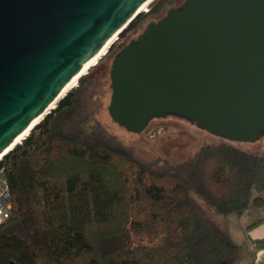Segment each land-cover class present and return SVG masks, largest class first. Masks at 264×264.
Returning <instances> with one entry per match:
<instances>
[{"label": "trees", "instance_id": "trees-1", "mask_svg": "<svg viewBox=\"0 0 264 264\" xmlns=\"http://www.w3.org/2000/svg\"><path fill=\"white\" fill-rule=\"evenodd\" d=\"M175 3L157 0L119 38ZM94 82L82 75L0 160L13 204L0 264H238L212 211L264 209V155L223 139L179 162L139 157L96 116L105 90Z\"/></svg>", "mask_w": 264, "mask_h": 264}, {"label": "water", "instance_id": "water-1", "mask_svg": "<svg viewBox=\"0 0 264 264\" xmlns=\"http://www.w3.org/2000/svg\"><path fill=\"white\" fill-rule=\"evenodd\" d=\"M145 1L0 0V154L50 112ZM110 79L108 111L129 131L179 114L214 135L257 140L264 132V0H185L119 50Z\"/></svg>", "mask_w": 264, "mask_h": 264}, {"label": "rangeland", "instance_id": "rangeland-1", "mask_svg": "<svg viewBox=\"0 0 264 264\" xmlns=\"http://www.w3.org/2000/svg\"><path fill=\"white\" fill-rule=\"evenodd\" d=\"M156 1L157 0H152L146 9L141 12L147 13ZM184 1L185 0H176L174 6L180 5ZM166 13L167 9L159 15L148 18L142 25L129 31L125 36L119 38L118 35L100 59L83 74L95 78L94 84L98 89H101L100 83H104L103 87L105 91L101 94L102 105L99 107L96 116L108 130L117 135L128 149L145 159L161 156L169 158L172 162H179L192 156L203 143L219 142L223 139L240 149L264 155V132L260 134L257 140L253 141L229 140L212 134L208 130L200 127L197 122L179 114H167L163 117L153 118L149 121L147 128L143 132H132L125 126L116 123L111 118L108 111L112 92L110 87V70L116 52L131 39L138 37L150 21H156L166 15ZM81 77L77 79L76 83L63 95V97L67 95L69 91L78 87ZM57 103L58 101L52 109L56 107ZM212 214L214 219L228 233L230 238L241 247L242 252L238 264H252L253 249L251 245L253 242L250 230L253 227L247 228V225L258 216L263 215L264 209H252L242 216L221 215L214 210Z\"/></svg>", "mask_w": 264, "mask_h": 264}, {"label": "bare ground", "instance_id": "bare-ground-1", "mask_svg": "<svg viewBox=\"0 0 264 264\" xmlns=\"http://www.w3.org/2000/svg\"><path fill=\"white\" fill-rule=\"evenodd\" d=\"M152 0H146L141 7L139 8V12L143 11L144 9H146V7L149 5V3ZM118 34H115L109 41L108 43L102 47L89 61L88 63L84 66V68L81 70V72L76 75L74 77V79H72L68 85L65 86V88L61 91V93L58 95V97L56 98V100L51 104V106L49 107V109H52L54 107V105L56 104L57 101H59V99L61 97H63V95L76 83L77 79H79L84 73L87 72V70L93 66L98 59H100V57L106 52V50L110 47V45L114 42V40L117 38ZM48 111H45L44 113H42L28 128H26L16 139L15 141L10 145V147L5 150L2 154H0V160L3 158L4 154L7 153L8 151H10L11 149H13L18 143L21 142V140L29 133V131L38 123L40 122L44 116L47 114Z\"/></svg>", "mask_w": 264, "mask_h": 264}, {"label": "built area", "instance_id": "built-area-1", "mask_svg": "<svg viewBox=\"0 0 264 264\" xmlns=\"http://www.w3.org/2000/svg\"><path fill=\"white\" fill-rule=\"evenodd\" d=\"M12 195L4 167L0 168V224L12 215Z\"/></svg>", "mask_w": 264, "mask_h": 264}, {"label": "crops", "instance_id": "crops-1", "mask_svg": "<svg viewBox=\"0 0 264 264\" xmlns=\"http://www.w3.org/2000/svg\"><path fill=\"white\" fill-rule=\"evenodd\" d=\"M252 239H263L264 238V221L256 225L250 230ZM251 248L253 249V263L252 264H264V246L256 248V245L252 243Z\"/></svg>", "mask_w": 264, "mask_h": 264}, {"label": "flooded vegetation", "instance_id": "flooded-vegetation-1", "mask_svg": "<svg viewBox=\"0 0 264 264\" xmlns=\"http://www.w3.org/2000/svg\"><path fill=\"white\" fill-rule=\"evenodd\" d=\"M182 4V3H181ZM181 4L180 5H178V6H176V7H174V8H179V6H181ZM167 15V14H166ZM166 15H164L163 17H161V18H159L158 20H156V21H159V20H161L162 18H164Z\"/></svg>", "mask_w": 264, "mask_h": 264}]
</instances>
